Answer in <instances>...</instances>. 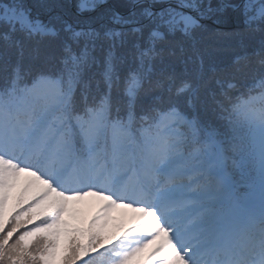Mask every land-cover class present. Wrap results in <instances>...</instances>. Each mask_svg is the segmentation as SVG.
<instances>
[{
	"label": "snow or ice",
	"instance_id": "1",
	"mask_svg": "<svg viewBox=\"0 0 264 264\" xmlns=\"http://www.w3.org/2000/svg\"><path fill=\"white\" fill-rule=\"evenodd\" d=\"M87 197L63 264H264V0H0V264H56Z\"/></svg>",
	"mask_w": 264,
	"mask_h": 264
},
{
	"label": "trees",
	"instance_id": "2",
	"mask_svg": "<svg viewBox=\"0 0 264 264\" xmlns=\"http://www.w3.org/2000/svg\"><path fill=\"white\" fill-rule=\"evenodd\" d=\"M27 2L29 4H33L35 3V0H27ZM49 2L55 4L60 2V0H49ZM75 2V0H73V3ZM118 0H109L110 4H115L117 3ZM233 2L235 3H239V0H233ZM42 12V16H44V18H46V13L41 10ZM227 15L231 16V12L229 10V12L227 13ZM221 31L224 32H229L233 30L234 25L232 23H227L224 25H221ZM225 43H227V41H225ZM225 55H227V53H225ZM244 189H242L243 191ZM32 190H30L28 193H25L24 189H16L14 190L13 194H12V200L10 201L11 203V210L10 213L7 215L8 217H10L12 214L15 213V211H19L20 209L17 207V202L21 199L27 200L31 195H32ZM87 201H91V200H87ZM95 207L97 208L98 211H101V209L105 206L104 205V201L100 200V201H96V200H92ZM76 208L78 210H76V214H77V220H78V230L77 231H73V232H68L69 235L64 236L63 241L66 244V249L63 253V255L61 256V258L59 259L57 264H63V259L67 253L68 250V241L70 239H77L79 240L82 244L87 245L88 244V236H87V232L88 229L90 227V223L91 221L98 215V214H94L92 215V210L91 207L85 203H83V205H77ZM112 210L116 211V208H113ZM118 212V211H117ZM129 215L130 216H134L135 214L131 211H129ZM119 213V216L121 217V219L123 218V213ZM119 217V219H120ZM98 224L103 225L105 224V221H98ZM106 227H103L100 229L101 231V237H102V247L99 249L100 251L103 250L104 247H111L113 243H116L117 241L115 240L116 237H120L122 236V233L124 231H126V229L128 230V228H123L121 230H118V228L114 225V219H112L110 217V215L107 213V217H106ZM28 227H31V225H28ZM6 230V229H5ZM21 231H23V229H21ZM80 233H84V235H80ZM87 257H81V261H78L77 264H82V260L86 259ZM132 264H143L142 260L138 257L134 258L132 261Z\"/></svg>",
	"mask_w": 264,
	"mask_h": 264
},
{
	"label": "rangeland",
	"instance_id": "3",
	"mask_svg": "<svg viewBox=\"0 0 264 264\" xmlns=\"http://www.w3.org/2000/svg\"><path fill=\"white\" fill-rule=\"evenodd\" d=\"M31 178L30 177H27V176H22L21 177V180H20V184L19 186L16 188V189H25L28 181L30 180ZM15 189V190H16ZM36 191L35 189L32 190V192ZM88 198V197H87ZM87 198H85L84 200H81V201H71L68 205V211L66 212L65 216H64V221H65V224L67 226V230L68 232H73V231H77L78 230V220H77V214H76V210H78L76 208L77 205H83V203L86 202V204H88L90 207H91V210H92V215L94 214H99L100 211L97 210V208L95 207L93 201H87ZM93 200H96V201H100L99 199H97L96 197H93ZM107 202L104 201V205L106 204ZM11 203L9 202V206H8V209H7V215L10 213V207ZM120 210H122L123 212V218L121 219V217L119 216V213L115 210H112V209H109L108 211V214L112 217H115V218H119L118 220H115L114 219V225L121 229L122 227H125V228H131L134 226L135 224V219H136V216L137 214H135L134 216H130L129 215V209H126V208H122V207H119V212ZM127 230V229H126ZM63 238L64 236L61 237V240H60V250H59V253H58V256H57V259H56V264L58 263L59 259L61 258V256L63 255L65 249H66V244L65 242L63 241ZM155 246L154 245H150L148 249H146L144 251V253H142L140 256L143 260H145L149 253L153 250Z\"/></svg>",
	"mask_w": 264,
	"mask_h": 264
}]
</instances>
